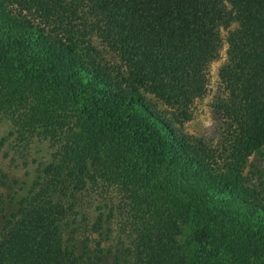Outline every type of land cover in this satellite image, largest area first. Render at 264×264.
I'll return each instance as SVG.
<instances>
[{"label":"trees","instance_id":"1","mask_svg":"<svg viewBox=\"0 0 264 264\" xmlns=\"http://www.w3.org/2000/svg\"><path fill=\"white\" fill-rule=\"evenodd\" d=\"M234 22L214 148L180 126ZM263 147L264 0H0V264H264Z\"/></svg>","mask_w":264,"mask_h":264},{"label":"rangeland","instance_id":"2","mask_svg":"<svg viewBox=\"0 0 264 264\" xmlns=\"http://www.w3.org/2000/svg\"><path fill=\"white\" fill-rule=\"evenodd\" d=\"M238 27V23L234 22L229 28H221V50L218 57L212 61L208 67V86L206 93L203 97L194 101L190 109V119L180 126L181 130L196 139L203 141L204 143L216 148H220L222 142L223 133L225 129L224 119L219 112V105L226 100L227 94L219 79V70L227 60V36L228 33ZM98 54L103 58V63L111 68H117L121 65L118 57L106 47H104L99 40H94ZM145 98L162 111L165 115L169 116L168 109L156 98L149 93H143ZM4 131V130H3ZM2 131V132H3ZM29 149L31 151L29 152ZM28 149V155L33 156L34 152L38 154L47 153L48 148L45 144L35 142ZM20 156H25L22 151ZM18 157V156H16ZM19 158V157H18ZM20 161H22L20 159ZM34 164L27 165L26 169L32 170ZM20 176L22 171H19ZM242 178L244 184L257 192L261 198L264 199V147L254 152L246 161ZM96 198V195H92L89 199Z\"/></svg>","mask_w":264,"mask_h":264}]
</instances>
